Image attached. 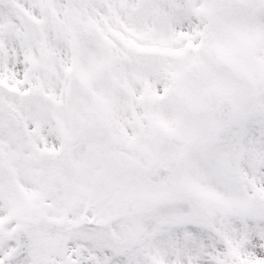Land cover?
<instances>
[{
  "label": "snow or ice",
  "instance_id": "6c2138e0",
  "mask_svg": "<svg viewBox=\"0 0 264 264\" xmlns=\"http://www.w3.org/2000/svg\"><path fill=\"white\" fill-rule=\"evenodd\" d=\"M0 264H264V0H0Z\"/></svg>",
  "mask_w": 264,
  "mask_h": 264
}]
</instances>
